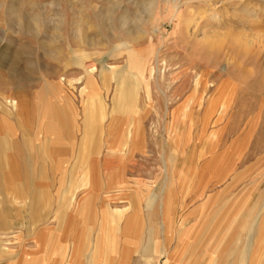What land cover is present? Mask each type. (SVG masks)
I'll return each mask as SVG.
<instances>
[{
  "label": "rangeland",
  "instance_id": "obj_1",
  "mask_svg": "<svg viewBox=\"0 0 264 264\" xmlns=\"http://www.w3.org/2000/svg\"><path fill=\"white\" fill-rule=\"evenodd\" d=\"M128 58L151 71V106L140 87L111 113ZM0 103L27 141L0 150V264H224L229 246L264 264L240 224L264 211V0H0Z\"/></svg>",
  "mask_w": 264,
  "mask_h": 264
},
{
  "label": "crops",
  "instance_id": "obj_2",
  "mask_svg": "<svg viewBox=\"0 0 264 264\" xmlns=\"http://www.w3.org/2000/svg\"><path fill=\"white\" fill-rule=\"evenodd\" d=\"M1 104V103H0ZM2 104L0 105V108H1ZM19 106L20 104H18V107H16V110L17 108L19 109ZM43 107H45V109L41 112V116H47L49 118V122L47 124V132H46V135H48V138L50 139L49 141L51 142H62L64 139V132H61L60 130V124H64L68 121V115H67V112L66 110L62 107V106H57V105H53L49 102L48 105H42ZM49 107V108H48ZM48 108V109H47ZM99 110H98V113H102L100 114V118H103L104 117V110H103V107L101 108L100 105H99ZM18 111V110H17ZM20 111V109H19ZM97 112V111H96ZM95 112V113H96ZM115 112V110L111 109V113ZM116 112H121V111H117ZM91 117V118H90ZM93 117V118H92ZM90 118V119H89ZM98 121L97 118H95L94 116H92L90 113L85 115L84 117V127H85V130H86V133L85 135L88 136V137H92L94 135H97L96 132H98V125L96 124ZM0 124H1V127H0V150H1V153H4L5 155L7 153H10L11 151H17L20 149V147H27V141L25 139H23V144L22 146L19 147V145L17 144V141H16V137L15 135L13 134V132H11V129L8 127V126H5V124H3V120L0 116ZM138 134V133H137ZM26 136L23 135V138H25ZM36 158V156H33ZM20 163L21 165L23 166L24 170L25 171H28L29 173H33L32 171V167L30 166L29 164V157L28 156H23L22 158L20 157ZM8 168L12 169V172H9V173H14L17 171V165H11V164H8L7 166ZM38 167H39V164L37 163L36 164V169L38 170ZM16 169V170H14ZM1 180V178H0ZM29 200H30V203H28V207L32 208L33 211L32 213H35V209H39L38 207V200H39V197L41 195V190L39 189H32L29 191ZM153 207V206H152ZM253 211H254V208H253ZM253 211L250 212V214L248 213L247 216H245V219L244 217L240 218V224H241V227H246L247 229H249V232L251 230V235L248 236V239H247V249L251 250L252 249V245L254 243V240H259V239H263L264 238V211L263 209L261 208L257 214H256V217L253 221L252 224H250L252 221H249V217L252 215ZM153 210L151 209V214H152ZM244 219V220H243ZM248 219V221L246 220ZM149 223L150 225L152 224V226H154V221L152 220V218H149ZM230 233L232 232H227L226 235L222 238L223 240L215 247V250L219 251L221 248L227 246L228 244V241L230 239ZM238 239V238H237ZM143 248H145V246H143ZM235 250V247H231L229 246L228 247V253H226L225 255L226 258H225V263L224 264H235L233 261V258H232V255H233V252ZM215 251V252H217ZM214 260V258H213ZM216 260H218V258H216ZM241 264V262H239ZM238 264V263H237Z\"/></svg>",
  "mask_w": 264,
  "mask_h": 264
},
{
  "label": "bare ground",
  "instance_id": "obj_3",
  "mask_svg": "<svg viewBox=\"0 0 264 264\" xmlns=\"http://www.w3.org/2000/svg\"><path fill=\"white\" fill-rule=\"evenodd\" d=\"M128 53L130 54L132 52L129 51ZM142 62L140 61L138 62L136 60H130V58H128L126 64L122 66L119 70L114 71V73L112 74L111 78L115 80L114 95L112 98L114 104V110L128 111L130 109H134L135 106L134 97L136 95L137 89L140 87L142 88L144 87L146 97L149 100L148 105L151 106L152 99L150 97L151 93H150V85H149L150 84L149 76L151 71H149L148 77L145 78L143 75L145 66L142 64ZM159 199L162 200L161 195L159 196ZM162 204H160L159 206L158 203L154 211L159 208L158 209L159 212L161 210L160 208L162 207L161 206Z\"/></svg>",
  "mask_w": 264,
  "mask_h": 264
}]
</instances>
